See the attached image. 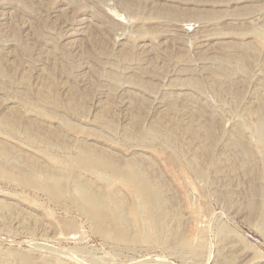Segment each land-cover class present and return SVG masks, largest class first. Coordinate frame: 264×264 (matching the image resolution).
I'll use <instances>...</instances> for the list:
<instances>
[{
	"label": "rangeland",
	"instance_id": "rangeland-1",
	"mask_svg": "<svg viewBox=\"0 0 264 264\" xmlns=\"http://www.w3.org/2000/svg\"><path fill=\"white\" fill-rule=\"evenodd\" d=\"M263 125L264 0H0V264H264Z\"/></svg>",
	"mask_w": 264,
	"mask_h": 264
},
{
	"label": "bare ground",
	"instance_id": "bare-ground-1",
	"mask_svg": "<svg viewBox=\"0 0 264 264\" xmlns=\"http://www.w3.org/2000/svg\"><path fill=\"white\" fill-rule=\"evenodd\" d=\"M186 28V27H185ZM191 35V34H190ZM219 111V110H218ZM240 121V120H239ZM238 122V121H237ZM241 122V121H240ZM239 122V123H240ZM245 122L244 120L242 121V123ZM238 123V124H239ZM244 124V123H243ZM243 124H239L240 126ZM248 124V123H247ZM243 127V126H242ZM246 128V127H245ZM240 129V128H239ZM244 132V131H243ZM257 134L259 136V140L262 141V143H264V125L259 127V129L257 130ZM263 145V144H262ZM260 153V152H259ZM83 154L84 156L88 159V163H86L84 165V168L90 166L91 167H96V166H100L102 167L101 171L102 173L101 176L103 177V181H108L111 176H118L121 179L125 180V181H129L130 179L127 177L126 175V171L125 170H118L116 169L114 166V164L107 162L103 159H101L99 156L103 155V151L100 150V153H98L96 156L92 155L90 153H88L87 151L83 150ZM85 161V160H83ZM59 169V168H58ZM92 169V168H91ZM132 171V170H131ZM59 172V171H58ZM57 172V173H58ZM105 172H108V174L106 175ZM55 173V172H54ZM128 173V172H127ZM50 174V172H49ZM98 174V175H99ZM129 174V173H128ZM133 174V173H132ZM64 175V172H63ZM67 176V175H66ZM59 177V176H58ZM57 178V177H55ZM99 178V177H98ZM174 179H177L176 176H173ZM60 179V178H59ZM101 179V178H100ZM64 180V179H63ZM132 181H134V184L136 186V190L139 191L142 194V197H138L136 196L135 198L139 199V202L136 201V203H140L141 205H143V207L145 206H150V205H156L158 202H160V199L162 198V189L159 188L158 183L154 180L151 179L149 177L146 176V174L139 170V172H137V175H135L132 179ZM57 182V181H56ZM179 182V181H178ZM48 184V183H47ZM50 184V183H49ZM48 184V185H49ZM57 184V183H56ZM65 184V183H64ZM126 184V182H125ZM129 184V183H128ZM66 185V184H65ZM64 186V185H63ZM62 185H60V189H62L63 187ZM71 186V185H70ZM131 186V185H130ZM50 187V186H48ZM133 187V186H132ZM102 188V189H101ZM52 189V188H51ZM77 191L79 193V198L77 200H79L78 203H80L81 207L84 208V210H86L87 212H89L92 216H94L95 218H97V221L99 223V226L103 227L104 226V222L105 219L103 215L100 216V213L102 212V209L105 205V202L103 200V195L105 191L107 193H110L112 191H109V189L107 188L106 184H102L100 185V187L96 186V187H91V188H87L86 184L81 183V184H77ZM101 189V190H100ZM133 188H131L132 190ZM53 190V189H52ZM67 190V189H66ZM104 190V191H103ZM122 190V189H121ZM120 190V191H121ZM54 191V190H53ZM57 191V190H55ZM73 191V190H72ZM91 191V192H90ZM101 191L103 192V194L101 193ZM129 191V190H128ZM135 191V190H134ZM133 191V192H134ZM119 192V191H117ZM91 194V196L89 195ZM134 195V194H133ZM75 197V196H74ZM75 199V200H76ZM137 199V200H138ZM76 200V201H77ZM77 203V204H78ZM134 203V204H136ZM139 204V205H140ZM140 207V206H139ZM142 207V208H143ZM155 207V206H154ZM141 209V207H140ZM156 209L159 210V212H162V207L159 204V206H156ZM142 210V209H141ZM153 214V213H152ZM107 222V221H106ZM129 224V223H128ZM115 235V234H114ZM119 236L123 237L122 234H120ZM200 239V237H199ZM182 245V244H181ZM190 246V245H187ZM198 248V247H197ZM39 249V248H38ZM196 249V248H195ZM193 251V250H192ZM69 254V253H68ZM8 255V254H7ZM75 255V254H74ZM16 256V255H15ZM76 257V256H75ZM4 259V258H3ZM81 259V258H80ZM9 260V259H8ZM17 260V259H16ZM51 260V259H50ZM56 262V261H55ZM9 263V261H8ZM40 263V262H38ZM11 264V263H10ZM42 264H49L47 262H44ZM54 264V263H52ZM58 264H61L60 262H58Z\"/></svg>",
	"mask_w": 264,
	"mask_h": 264
}]
</instances>
